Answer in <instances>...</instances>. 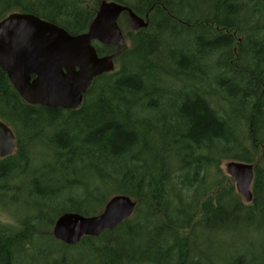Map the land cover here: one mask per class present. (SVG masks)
I'll return each mask as SVG.
<instances>
[{
    "label": "trees",
    "instance_id": "obj_1",
    "mask_svg": "<svg viewBox=\"0 0 264 264\" xmlns=\"http://www.w3.org/2000/svg\"><path fill=\"white\" fill-rule=\"evenodd\" d=\"M0 0L78 35L101 0ZM147 27L128 46L94 43L118 69L77 110L26 104L0 69V120L16 140L0 160V264H264V0H107ZM119 19V20H120ZM119 23V22H118ZM253 165L252 202L222 187L224 162ZM114 195L137 206L113 231L66 246L63 213L94 216ZM263 235L210 255L213 234Z\"/></svg>",
    "mask_w": 264,
    "mask_h": 264
},
{
    "label": "water",
    "instance_id": "obj_2",
    "mask_svg": "<svg viewBox=\"0 0 264 264\" xmlns=\"http://www.w3.org/2000/svg\"><path fill=\"white\" fill-rule=\"evenodd\" d=\"M123 13L134 31L145 29V19L113 1L101 0L87 30L71 35L63 28L29 13L13 12L0 20V69L28 105L77 110L95 78L112 73L114 54L99 56L94 43L123 48L125 38L118 21ZM16 140L0 120V160L13 155ZM226 174L234 181L244 203L252 202L253 165L229 161ZM137 203L127 195H114L94 216L63 213L54 221L51 236L66 246L85 237L113 231L130 219Z\"/></svg>",
    "mask_w": 264,
    "mask_h": 264
},
{
    "label": "rangeland",
    "instance_id": "obj_3",
    "mask_svg": "<svg viewBox=\"0 0 264 264\" xmlns=\"http://www.w3.org/2000/svg\"><path fill=\"white\" fill-rule=\"evenodd\" d=\"M85 6L86 7L95 6V2L88 0L86 2ZM118 22H119L118 23L119 28L121 29L123 36L124 37L127 36L126 34L131 29L129 23L126 21V19H120ZM125 45L126 46L129 45L126 39H125ZM114 64H115L114 70L118 69L119 64L116 61ZM226 163L227 162L222 163L221 168H222V171L224 172V174L226 176H228L226 174V171H225V164ZM222 187L232 189L233 194L238 196L242 200V202L244 203L243 199L236 192L234 181L229 182L228 180H226ZM102 209H103V206L97 214H99L102 211ZM15 219L16 218L12 212L4 210L0 206V222L2 224L14 225ZM238 234L239 235H237L236 233L229 232L223 237L218 233L213 234V237H210V238L214 239L213 242L215 243V245L213 247H211V249L209 251L210 255H214V258L217 261V260H220V258H225L226 256H228L230 253L231 247H237V248L242 249V246H244L245 243L258 242L259 240H261L263 238V235H261V234H258V237H257L253 233L251 234L250 232H245L243 229H238Z\"/></svg>",
    "mask_w": 264,
    "mask_h": 264
}]
</instances>
